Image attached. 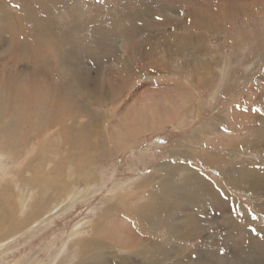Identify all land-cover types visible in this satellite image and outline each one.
<instances>
[{
    "label": "rangeland",
    "instance_id": "374dc122",
    "mask_svg": "<svg viewBox=\"0 0 264 264\" xmlns=\"http://www.w3.org/2000/svg\"><path fill=\"white\" fill-rule=\"evenodd\" d=\"M226 1L0 0V95H17L32 121L40 107L53 117L41 132L22 126L20 152L0 158V171L22 166L18 187L9 185L12 201L33 191L23 178L34 172L44 178L41 164L61 179L49 182L50 200L59 187L73 190L72 199L55 200V210L28 233L9 229L0 264H72L74 254L77 264L73 238L83 229L93 235L97 224L99 238L112 244L104 250L113 264H132L134 256L118 243L155 231L139 217L153 189L165 196L183 192L189 201L183 212L169 211L163 196L157 215L152 203L146 208L165 238L171 222L198 232L212 224L219 235L205 249L249 252L248 245H264V234L254 236L264 228V195L249 190L248 178L257 171L264 176V0H230L240 4L235 14L220 9ZM127 27L133 28L130 42L118 32ZM3 113L1 123L9 118ZM91 120L90 128H80ZM202 128L200 139H189ZM40 143L49 149L38 156ZM221 192L235 205L225 217L217 209ZM240 211L250 216L239 219ZM201 238L187 242L192 251Z\"/></svg>",
    "mask_w": 264,
    "mask_h": 264
},
{
    "label": "bare ground",
    "instance_id": "6f19581e",
    "mask_svg": "<svg viewBox=\"0 0 264 264\" xmlns=\"http://www.w3.org/2000/svg\"><path fill=\"white\" fill-rule=\"evenodd\" d=\"M239 1L240 0H236V2H238V3H239ZM163 6H165V4ZM223 6L224 7L220 8V9L222 11H225L228 13L230 11L233 14H235L238 10V8H237L238 6L237 5L233 6L232 3L230 2V0L226 1V3ZM140 21H142V20H140ZM118 32L123 38L128 40V42H130V39L133 37V34H134L133 28H128V27L124 28V29L119 28ZM26 43H27V41H26ZM27 45H25V46L31 47V45H28V46ZM196 48H198V45H196ZM35 50H36V48H35ZM23 51H22V53H23ZM203 79H205V77ZM72 89H73V87H72ZM14 96L11 92H8V93L6 92V93H3V95L2 94L0 95V116H1V113L5 112V111H6L5 112L6 114H4V113L3 114L9 116L8 119H4L3 123H1L2 121L0 122V158H2L5 154H11V153L15 154V152H17V153L20 152V148H21L20 139H22V137L18 138L17 132L22 129L23 125L29 124L30 125L29 128L31 129L30 130L31 133L41 132L43 127H44V124H45V122H43V121L44 120L48 121V120L53 119V117L51 115V110H49V109L46 110L45 107L42 106L44 108L40 107L38 109V112H33L36 115L34 116L35 119L32 121L30 118V113H31L30 110L28 111L27 106H25V105L23 106L21 104V102H19L20 104H18L17 95H16V99ZM23 97L24 96H22V98ZM18 98H19V95H18ZM29 99H31V98H29ZM34 102L36 103L35 100H34ZM40 105H42V104H40ZM10 107H13L15 111L8 113L7 110ZM36 110H37V108H36ZM46 113H47V115H46ZM41 122H43V123H41ZM94 123L95 122L93 120H91L87 123V126L84 125L85 124L84 123L80 128H90V126ZM158 123H160V122H158ZM103 125H104V122H103ZM70 128H72V126ZM215 129L216 128H208L207 131L211 132ZM257 129H258V132H260L262 130V128H257ZM203 131H204V128H202L199 133L195 132L193 135L189 136V139L190 138H191V140H193L194 138L200 139L202 137L201 133ZM255 133H257V132L253 131L252 133L249 134V137L252 138L255 135ZM15 145H16V147H14ZM43 145L44 146H42L40 143L38 148H37L38 156H39V152L41 151L42 147H43L42 151H45L46 147L48 148L47 144H43ZM212 157L216 159V162H220L219 160H221L220 158H217L216 156H212ZM205 160L208 162L207 159H205ZM22 162L23 161L19 162V160H16L15 164H16V166H18V165L21 166ZM49 166H50V164L49 165L48 164H46V165L41 164L39 168L36 167L38 171L43 172V174H42L43 176L42 175L41 176L44 178H39L35 174L36 172L30 173L32 177L30 176L27 178L26 177L23 178L26 180L27 184L29 183V185L30 184L32 185L30 188V191H31V189H33V191H31V194H30L31 196L29 195L30 196L29 201H26L29 196L28 197L26 196L27 198L24 197L26 192L24 193V195H21V193H20L19 196L21 198L17 199V196H16L14 198L15 199L14 201H12V199H11V196L13 195V192H12L13 187L17 188L19 185V184L15 183L16 178H17V180L22 181L21 177L19 176V174L21 175V171H19V169H22V166L18 169H15L14 172L8 171V170L0 171V175L2 176L0 178V202L3 203V206H2L3 209L1 210L2 212H0V237H1L0 238V245H2L1 242L4 241L3 239L8 238V235H10V234H8L9 229H12L13 231L18 230L17 233H15V236L17 234H21V235L23 234L24 235V233H28L30 231L31 225L34 222L37 223L38 220L40 221V218L42 215L48 214L47 212H51V210H53V211L55 210V209H53L55 207V204L53 203V202H55V200L61 201V199H63V200H65V199L68 200L70 198L72 199L70 194L72 193L73 190H69L67 192H64L60 189V187H59V189H57V192H55L56 199L54 201L52 199L51 200L49 199L48 193H49V190H51V189H49V187H50L49 182L59 183L61 180V179L60 180L57 179V181H55V179H53V177H52L53 171L52 170H49V172L46 171V168ZM61 166H63V165H61ZM61 166L59 167L60 169H61ZM162 168H165V167H162ZM186 169H188V167ZM27 171H29V170H23L22 174H24ZM156 171L157 172L153 176L157 177L158 176L157 174L160 171V169H157ZM258 173H259V171H257V173H253L254 175L252 177H248L250 180L249 181V186H250L249 190L252 189L253 192L264 195V176H263V178H261V176H259L261 174H258ZM62 174H63V172H62ZM24 176L25 175H23V177ZM248 176H249V174H248ZM18 177H20V178H18ZM56 177H60V176L54 175V178H56ZM152 178H154V177H152ZM43 183L45 185H43ZM147 183H149V182H147ZM242 183L243 182L240 183L241 187L243 186ZM68 184L69 183L66 182L64 186H66ZM144 184L141 186L144 187ZM9 185H12L13 187L11 188V187H9ZM37 186L39 187V192H41L43 190L44 193H40V194L36 195V192H34V191H37V190H35V187H37ZM237 186H239V185H237ZM54 190H56V189H54ZM30 191H28V192H30ZM181 193H183V192H181ZM181 193L178 192V193H173L170 195L167 193V196H165L166 194H162L158 190H155V189L152 190V192L150 193L152 198L143 207L142 211L140 212L139 217H140L141 222L144 225H146L148 227V224H150L152 226L153 230H155V231H150L147 234L145 232L143 233V231H142V233L135 235L133 237L134 239H132L131 242L122 241L123 243H120V242L118 243V245L121 249L128 250L134 256V258L131 259V261H133L132 264H264V257H262L261 251H258V248H259V250L264 249V245H262V243H257L255 247L253 245H251V246L248 245L247 247H248L249 252L244 251L243 246H239L241 248L239 251H238V249H232V250L228 249L225 246H223L222 249H220V248L205 249L204 243L207 242L209 240V238H212L216 235H219L218 229L215 228V226L212 224L211 225H204L203 230L198 232L199 230H193V229L181 231V228L178 229L179 227L176 225V223L171 222V224L169 226H166V228H168V229H166V238H165V236H163L164 234H162V229L161 228L158 229V227H157L158 224L156 223L155 219L151 218L149 211L146 208L148 207L149 204L152 203V205H153L152 212L154 215H157V213H158L157 209L159 208L160 210H163V207L166 203L165 200L162 199V201L160 202V206L156 205V203H159V197L163 196L165 199H168V202L170 203L169 211L172 212V211L177 210V209L178 210L181 208L183 209V207H185V210H187V206L185 204H187L189 201L186 199L187 198L186 194H181ZM222 195H223V197L222 198L220 197L221 205L219 207H217V209L221 211L222 217H225L226 213L227 212L229 213L230 210L235 211V209L233 207L235 205L232 204V203H234V201L229 197L228 194L223 192ZM17 200H19L21 202L20 206H19L20 202L18 203ZM50 204H52V205L50 206ZM192 204H194V203H192ZM231 205H233V206H231ZM237 206H238V204H237ZM0 208H1V204H0ZM123 208L125 209L126 206ZM182 209L180 210L181 212H183ZM53 211H52V213H53ZM181 212H180V215H181ZM242 213H243V211L239 212V219L249 217L251 214V211H250V214L245 213V216H243V217H242ZM171 214L172 213H169V215H171ZM176 215H177V213H176ZM235 215L238 216L237 213H235ZM175 217H177V216H175ZM178 217H179V215H178ZM41 219H44V218H41ZM173 219H174V217H173ZM155 224H157V225H155ZM238 225L239 224H237V223L234 225L236 227V229H237ZM246 227L250 230L249 225ZM263 229L264 228H258L257 231L255 232L254 236L257 238H260V239L263 238L261 236L264 234ZM3 231H5V232H3ZM152 232H154V235H152ZM250 232L252 234H254L251 230H250ZM81 233L85 234L84 229L80 230L79 233H76V234L74 233L75 236L77 237L76 239L73 238V242H74L73 244L75 245V248L71 249V247L68 246V248L71 249L73 253H75L77 251V253L80 255V259L78 260L79 263H77V264H80L82 262H83V264H113L112 259L109 258V256H108L109 255L108 251L104 250L105 248H108L109 246L112 247V244L110 242L105 241L102 238H99L100 234L102 233V228L98 224L94 226V230L92 232L93 235L91 234L89 236H86V235H82ZM220 233H221V231H220ZM200 234H203V239L201 238L202 244H200L199 248L197 247L196 250L194 249L192 251V248H190V246L188 245L187 242L189 240L196 239L198 237V235H200ZM13 236H14V234H13ZM14 238H13V240H14ZM136 238H138L139 240H137ZM7 242H8V240H7ZM133 242H135L134 245H132ZM3 246H6V245H3ZM197 246H199V245H197ZM0 251H1V248H0ZM193 253H198V255L196 257H194V256H192ZM174 254H175V258H173V261L168 262V260H170V258L173 257ZM74 257H75V254L70 258V261L72 260L71 261L72 264H74L73 261H75V260H73ZM181 257H183V258L185 257L188 259H182ZM84 261H87V263Z\"/></svg>",
    "mask_w": 264,
    "mask_h": 264
}]
</instances>
